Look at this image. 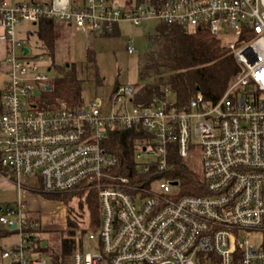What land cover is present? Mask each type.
Segmentation results:
<instances>
[{"label": "built area", "instance_id": "obj_1", "mask_svg": "<svg viewBox=\"0 0 264 264\" xmlns=\"http://www.w3.org/2000/svg\"><path fill=\"white\" fill-rule=\"evenodd\" d=\"M43 17L102 34L120 21L207 27L240 69L217 100L199 91L186 106L169 88L135 102L132 83L82 105L46 106L32 100L50 79L41 70L45 53L32 52L18 31L20 22ZM0 28L7 43L0 68L8 74L0 174L9 173L17 190L15 201H0V224L12 230L0 240V264H48L26 191L98 195L97 232L76 231L71 260L50 254L52 264H264V0H0ZM126 49L135 51L130 35ZM116 128L140 132L133 164L106 145ZM193 134L205 193L175 188L182 184L176 163L189 157ZM11 236L17 241H4Z\"/></svg>", "mask_w": 264, "mask_h": 264}, {"label": "trees", "instance_id": "obj_2", "mask_svg": "<svg viewBox=\"0 0 264 264\" xmlns=\"http://www.w3.org/2000/svg\"><path fill=\"white\" fill-rule=\"evenodd\" d=\"M55 21L54 18L46 17L39 21L38 34L42 48L51 58L50 65L59 69V73L48 81L47 86L50 88L42 91L39 97L46 106L56 105L60 101H65L71 106L82 105L86 100L83 96L84 80L79 77L76 67L79 63L55 61L58 32ZM116 31L115 25L111 33L107 34ZM149 42L151 46L138 61L140 82L134 84L135 99L143 104L149 103L155 96H162L167 88L175 94L176 103L180 106H186L199 91L206 98L217 100L240 69L230 48L221 37L212 33L207 27L189 28L180 23L160 22L156 26V31L150 35ZM90 50L91 48L88 47L87 60L93 61ZM97 83L100 84L99 81ZM118 86L119 84L115 85L113 91ZM140 140V132L116 128L110 130L106 145L124 162L133 164L134 147ZM174 175L184 182L186 192H206L203 179L182 160H177ZM86 197L91 210L92 223L99 224L98 195L96 192H90ZM72 226L74 227L73 224ZM11 231L0 228V240ZM69 232L72 234L75 229H69ZM74 246V239L65 238L61 253L73 250ZM2 249L0 243V252ZM60 255L59 252L54 254L55 259H59Z\"/></svg>", "mask_w": 264, "mask_h": 264}, {"label": "rangeland", "instance_id": "obj_3", "mask_svg": "<svg viewBox=\"0 0 264 264\" xmlns=\"http://www.w3.org/2000/svg\"><path fill=\"white\" fill-rule=\"evenodd\" d=\"M159 23L156 19L145 21L141 25L120 21L118 30L115 33L102 34L96 32L94 33L93 41L88 39V45L91 48L90 57H92L93 61L86 60L83 63L78 62L79 65H76L79 77L84 80L83 96L87 103L96 95H106L105 97L108 98V95L117 84H135L140 82L138 61L139 58L146 54L149 47L148 43H150L149 37L156 31V26ZM18 27L22 31V36H26L29 39L28 45L32 48V52L41 51L38 26L28 21H22ZM128 35L133 37L135 46L133 53H129L126 49V37ZM231 38H233L232 33L229 35V39ZM58 44L59 42H56V46ZM59 48L63 49V55H67V57L60 59L58 63L72 62L70 57H73V45H71L70 41L64 39V43L59 44ZM41 70L48 73L50 78L59 73V69L55 66L49 68V65H42ZM2 78V75H0V84ZM44 90L42 88V91ZM32 100L42 103L39 96L33 97ZM135 102H137L136 99ZM189 154V157L182 159V161L195 170L203 179L202 145L199 137L195 136V134L192 135L190 140ZM27 184H33V181H29ZM175 188L185 192L184 182L182 181V184ZM14 194L15 191L0 187V200L2 203L15 201V199H11ZM50 194L37 193L38 203L33 211V216L40 223V236L47 242L44 246L38 248L37 251L44 255L48 264H52L49 255H54L58 252L61 254L59 259L71 260L74 249L61 253L65 238L72 239L71 235L76 231V234L79 233V230L86 231V225H90L89 227L92 231L97 232L98 230V223H92L91 210L85 193ZM0 228H3L2 224H0ZM73 228L75 232L71 234L69 229ZM17 239L18 237L14 236L15 242ZM257 239L261 242L263 240L260 236ZM85 246V249L88 250L89 245L85 244Z\"/></svg>", "mask_w": 264, "mask_h": 264}, {"label": "crops", "instance_id": "obj_4", "mask_svg": "<svg viewBox=\"0 0 264 264\" xmlns=\"http://www.w3.org/2000/svg\"><path fill=\"white\" fill-rule=\"evenodd\" d=\"M55 24H56V28H57V42H59V44L61 45L62 43H64V39H68L71 43V45H73V57H70L72 61H76V62H85L88 59V39L90 41L94 40V31L91 30H81L76 28L73 24L66 22L64 20H60V19H55ZM40 21V20H39ZM39 21L37 23H33L34 25L39 27ZM116 29L118 30V25H116ZM18 31H19V35L22 36V31L19 30L18 27ZM0 32H1V28H0ZM63 41H62V40ZM40 40V38H39ZM40 50L45 53V61L44 63H42L41 65H49V68L51 67V58L46 54L45 50L42 48V41L40 40ZM59 44L57 45L56 48V52H55V60L58 62L60 59L67 57V55H63V49L59 48ZM35 45L37 46V44L35 43ZM30 50L32 49L29 46ZM6 50H7V43L6 41H4L3 39L0 38V65L2 64V59L4 58L5 54H6ZM32 51V50H31ZM0 75H2V82L0 84V94L3 91V89L5 88L6 82L8 80V74L6 73V70L4 69L3 66H1L0 68ZM33 181V179H32ZM0 187H3L4 189L7 190H13L15 191V194L13 196V198L11 199H16L17 198V190L15 187V183L12 179V176L7 173L4 172L2 174H0ZM37 193L34 192H30V191H26L24 193V199L29 207V209L31 211H34L36 204L38 203V198H37ZM16 196V197H15ZM1 201V200H0ZM14 240V236L8 237L6 238L4 241H8V240ZM45 243L46 240H45Z\"/></svg>", "mask_w": 264, "mask_h": 264}, {"label": "water", "instance_id": "obj_5", "mask_svg": "<svg viewBox=\"0 0 264 264\" xmlns=\"http://www.w3.org/2000/svg\"><path fill=\"white\" fill-rule=\"evenodd\" d=\"M148 46H150V43H148ZM25 50L27 51V50H28V48L26 47V48H25ZM46 88H47V89H49V88H50V86H47ZM38 94L40 95V92H39ZM175 183H177V181H175Z\"/></svg>", "mask_w": 264, "mask_h": 264}]
</instances>
